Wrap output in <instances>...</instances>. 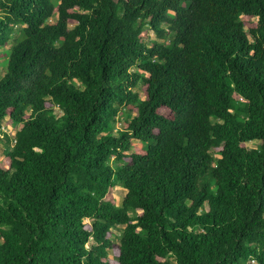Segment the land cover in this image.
<instances>
[{
  "label": "trees",
  "instance_id": "obj_1",
  "mask_svg": "<svg viewBox=\"0 0 264 264\" xmlns=\"http://www.w3.org/2000/svg\"><path fill=\"white\" fill-rule=\"evenodd\" d=\"M0 52V264H264V0H0Z\"/></svg>",
  "mask_w": 264,
  "mask_h": 264
},
{
  "label": "rangeland",
  "instance_id": "obj_2",
  "mask_svg": "<svg viewBox=\"0 0 264 264\" xmlns=\"http://www.w3.org/2000/svg\"><path fill=\"white\" fill-rule=\"evenodd\" d=\"M55 20V16L53 18H51V21H54ZM73 23H70V26H72ZM17 31V30H16ZM149 34H150V37L152 39H155L156 36L153 34V32H150L149 31ZM17 35V32L14 33V36ZM10 44H7L4 48L2 49H7L9 48ZM2 51V50H1ZM3 56H2V53L0 52V76L3 74L4 72V68H3ZM139 91H140V95L141 97H144V91H143V85L140 84L139 86ZM160 112L164 113V114H168L169 113V110L165 107H162L160 108L159 110ZM129 113V115H134V112H127V110L124 109V111H122L121 115L118 117L116 123H115V128H121L122 125H123V119L127 116V114ZM2 124L5 125V129H1L0 130V138H1V142H0V165L3 166V167H7L8 166V159H7V156H6V152L10 149L11 147V141L8 139L10 138L9 136L6 138L4 134H8L10 136H13L15 130L19 127V124L18 125H15L13 124L12 122H10L9 120H7V118H5L3 121H2ZM12 125V127L10 126V128H7L6 125ZM3 130V131H2ZM258 141L256 140H251V141H247L246 142V145L248 147H253L256 145ZM125 192L126 190L120 186H116L113 190V197L115 198V201H116V204H120L122 198L124 197L125 195ZM123 226L122 225H118V226H115L111 229V238L114 242H118L119 240V236H120V233H121V230H122Z\"/></svg>",
  "mask_w": 264,
  "mask_h": 264
},
{
  "label": "built area",
  "instance_id": "obj_3",
  "mask_svg": "<svg viewBox=\"0 0 264 264\" xmlns=\"http://www.w3.org/2000/svg\"><path fill=\"white\" fill-rule=\"evenodd\" d=\"M10 126L12 127V125H10V124H9V125H6L7 128H10ZM1 129H5V125H4V124H2V125L0 126V130H1ZM2 131H3V130H2Z\"/></svg>",
  "mask_w": 264,
  "mask_h": 264
}]
</instances>
